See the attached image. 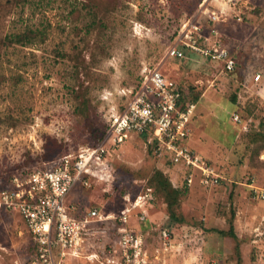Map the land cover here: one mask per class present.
<instances>
[{"label": "rangeland", "instance_id": "374dc122", "mask_svg": "<svg viewBox=\"0 0 264 264\" xmlns=\"http://www.w3.org/2000/svg\"><path fill=\"white\" fill-rule=\"evenodd\" d=\"M212 11L222 17L212 22ZM193 27L233 52L235 74L190 49L168 55ZM153 68L176 81L186 101L198 97L186 145L221 182L204 187L195 171L187 185L186 169L142 135L108 143L90 185L78 183L67 196L75 216L101 215L90 216L85 253L94 264H117L128 230L142 237L143 264H264V200L253 191H264V137L246 135L232 120L236 112L253 116L252 129L264 131V0H0V191L14 175L102 143ZM155 169L180 191L173 225L151 180ZM147 188L151 198L135 206ZM32 245L21 217L1 209L0 264H29Z\"/></svg>", "mask_w": 264, "mask_h": 264}, {"label": "built area", "instance_id": "2783aa9c", "mask_svg": "<svg viewBox=\"0 0 264 264\" xmlns=\"http://www.w3.org/2000/svg\"><path fill=\"white\" fill-rule=\"evenodd\" d=\"M230 3L235 5L233 1ZM229 8L223 10L229 11ZM220 17L215 11L210 15L212 22L218 21ZM193 28L189 38L186 37L188 41L182 42L183 48L174 45L168 55L183 57L186 48L221 63L225 72L233 71L236 67L233 52L218 39L208 40L197 32V27ZM260 79L261 74L257 73L254 80ZM195 106V103L183 98L182 88L176 81L164 75L159 68H153L132 91L130 102L116 117L97 147L84 150L74 158L70 154L64 155L51 168L14 175L10 186L0 191V210L16 212L24 222L35 248L29 264H71L75 259L96 262V256L86 254L84 249L93 229L90 224L94 219L91 217L97 216L99 219L101 215L95 209L87 216H75L70 212L67 196L78 183L90 185V179L97 175L94 169L98 164L105 165L108 143L117 145L129 135H142L154 145L157 154L166 157L172 165H181L186 169L187 185L194 182L195 171L200 185H219L222 177L215 168L186 145ZM262 117L264 119V114ZM232 120L241 125L245 133L257 126L253 116L243 117L237 112L233 114ZM253 188L264 200V191L259 192L257 187ZM140 198L144 201L151 198V188H147L145 194L135 200V206ZM132 208L124 209L119 221L126 223ZM141 218L145 220L146 217ZM119 230L126 231L122 228ZM127 231L129 243L124 241L122 261L117 264H143L142 237Z\"/></svg>", "mask_w": 264, "mask_h": 264}, {"label": "trees", "instance_id": "16d2710c", "mask_svg": "<svg viewBox=\"0 0 264 264\" xmlns=\"http://www.w3.org/2000/svg\"><path fill=\"white\" fill-rule=\"evenodd\" d=\"M20 40V39H18ZM21 41V40H20ZM239 63H238V59L236 58V68L238 67ZM236 68L229 72L230 74H235L236 73ZM182 88V87H181ZM182 92H183V98L186 100V93L184 92L183 88H182ZM198 100V97L196 96L193 100H190L189 102H193L195 103ZM236 99H234L235 101ZM262 124V126H264V119L263 117H261V121H260V125ZM253 128V127H252ZM251 128V129H252ZM252 129V132H248L247 134H251L253 138L257 139V138H263L264 137V131H254ZM250 136V135H249ZM152 182H154L157 190L162 194V196L165 198L167 204H168V209H169V222L171 225H173L174 223H176V221H178V217L176 214L175 209L179 206V200H178V196L180 191L178 189H175L171 182L169 181V179L167 177H164V175L162 174V172H160L159 170L154 171L152 178H151ZM232 217H234V214L232 215ZM231 228L229 230V233L231 234L232 237L236 238V235L233 231V221L230 222ZM223 233V232H222ZM35 248L33 246V252H34ZM86 264H94V263H90L88 261L85 262Z\"/></svg>", "mask_w": 264, "mask_h": 264}, {"label": "crops", "instance_id": "0c3cea01", "mask_svg": "<svg viewBox=\"0 0 264 264\" xmlns=\"http://www.w3.org/2000/svg\"><path fill=\"white\" fill-rule=\"evenodd\" d=\"M146 225V224H145Z\"/></svg>", "mask_w": 264, "mask_h": 264}]
</instances>
